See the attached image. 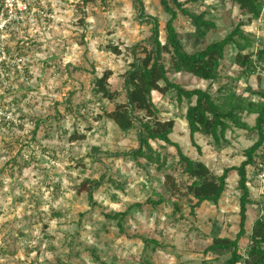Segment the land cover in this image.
I'll use <instances>...</instances> for the list:
<instances>
[{
	"label": "rangeland",
	"instance_id": "obj_1",
	"mask_svg": "<svg viewBox=\"0 0 264 264\" xmlns=\"http://www.w3.org/2000/svg\"><path fill=\"white\" fill-rule=\"evenodd\" d=\"M182 1L192 15L204 13V20L211 24L199 29L179 15L175 25L187 53L224 39L240 22L249 20L228 1ZM45 2L47 17L34 20L16 35L18 46L34 60L32 70L10 96L21 127H0V264H226L230 251L207 255L205 250L212 238L235 239L239 232L237 173H230L220 206L204 204L193 218L190 206L195 201L186 196L185 179L174 168L176 151L166 150L167 171L176 174L180 188L175 194L165 189V174L155 166L123 156L138 148L137 130L124 133L106 118L116 103L125 101L123 76L132 62L130 48L152 34L151 26L141 24L134 1ZM143 2L146 16L160 22L164 43L168 16L159 0ZM243 30L256 39L255 52L264 48V12L260 21L248 23ZM110 44L122 55L104 51ZM235 54L233 47L227 51L220 84L211 86L184 74L171 73L169 78L186 90H211L214 95L220 85L238 76ZM258 65L264 70V63ZM107 71L113 73L111 89L120 93L115 103L102 100L94 90V78ZM260 87L264 90V82L257 74L241 79L237 90L247 94ZM153 100L160 109L159 118L176 123L172 141L187 156L205 162L213 173L239 166L244 150L256 141L247 131L233 129L226 135L228 146L219 151L197 137L200 155L191 145L184 120L187 105L178 107L175 93H154ZM243 119L250 127L255 125L256 116ZM88 180H103L95 193L94 210L87 192L78 193ZM260 181L250 186L247 235L240 242L243 252L250 245L254 221L264 215V181ZM161 198L165 204L160 207L148 203ZM175 204L180 212L173 215ZM126 211L124 233H120L117 222L104 213ZM143 239L160 246H146Z\"/></svg>",
	"mask_w": 264,
	"mask_h": 264
},
{
	"label": "trees",
	"instance_id": "obj_2",
	"mask_svg": "<svg viewBox=\"0 0 264 264\" xmlns=\"http://www.w3.org/2000/svg\"><path fill=\"white\" fill-rule=\"evenodd\" d=\"M133 1L141 24L151 26L152 34L145 42L130 48L132 62L123 76L125 101L116 103L115 108L106 114V118L120 131L129 133L137 130L138 148L123 156L155 166L158 172L165 174V189L176 194L179 193L180 188L176 181V174L167 171L169 156L166 153L168 148L174 149L177 160L174 168L185 179L186 196L195 201L190 206V215L193 218L197 217L196 210L204 204L220 206L228 188L229 175L231 172H236L237 189L240 192L239 232L235 239L212 238L205 253L209 255L218 251H230L231 255L226 264H264V215L254 221L249 235L250 245L247 249L243 252L240 246L241 240L247 235L248 207L252 204L250 186L259 179L261 173L259 164L264 160L262 155L264 90L260 87L258 90H249L247 94L238 93L237 90L238 82L257 75L258 64L264 63V48L255 52L253 49L256 39L243 30L248 23L261 20L264 0H217L228 1L239 6L242 13L249 16V20L240 22L237 28L224 39L212 41L203 49L193 53H187L184 50L175 24L181 14L188 17L195 27L208 28L211 24L204 20V13L198 16L192 15L186 2L182 0H159L162 12L169 18L164 27L165 42L163 43L160 22L156 18L146 16L143 0ZM94 2L96 0H85V3ZM232 47L236 50L234 63L239 74L232 83L220 85L214 95L211 90H186L181 85L171 82L169 76L173 73L191 75L198 80L210 82L211 86L220 84L222 63L227 51ZM104 51L116 56L122 55V50L113 44L105 47ZM112 75L111 71H107L101 78H94L93 86L95 93L100 95L102 100L115 103L120 93L111 89L109 81ZM154 93L162 96L175 93L178 107L187 105L184 120L187 123L191 145L200 155H203V151L197 143V137L206 139L210 147L220 151L228 146L226 135L233 129L247 131L250 137L256 136L253 145L243 152L244 161L237 167L225 168L222 174H217L213 173L205 162L187 156L180 144L171 139L176 127L175 121H162L159 118L160 109L153 100ZM246 115L256 116L253 127L244 122L243 118ZM154 143L159 147L154 148ZM251 170L252 173H250ZM102 186L103 180H88L78 188V193L87 192L92 210L97 207L95 193ZM148 203L153 207H160L165 204V200L163 198L158 202L148 200ZM179 212V206L175 204L173 215ZM128 214L129 211L104 213L108 220L117 222L120 233H124L123 222ZM143 242L146 246L151 244L160 246L146 239H143ZM204 264L209 263L204 262Z\"/></svg>",
	"mask_w": 264,
	"mask_h": 264
},
{
	"label": "built area",
	"instance_id": "obj_3",
	"mask_svg": "<svg viewBox=\"0 0 264 264\" xmlns=\"http://www.w3.org/2000/svg\"><path fill=\"white\" fill-rule=\"evenodd\" d=\"M46 10L45 0H0V127H21L22 122L10 96L32 70L34 60L18 46L16 35L34 20H44ZM257 74L264 82V70L258 67ZM262 155L264 158V146ZM259 168V178L264 180V160Z\"/></svg>",
	"mask_w": 264,
	"mask_h": 264
},
{
	"label": "crops",
	"instance_id": "obj_4",
	"mask_svg": "<svg viewBox=\"0 0 264 264\" xmlns=\"http://www.w3.org/2000/svg\"><path fill=\"white\" fill-rule=\"evenodd\" d=\"M259 179H260V178H259ZM259 179L257 180L258 182L261 180V179H260V180H259ZM261 181H264V180H261ZM261 181H260V182H261ZM220 204H221V203H220Z\"/></svg>",
	"mask_w": 264,
	"mask_h": 264
}]
</instances>
